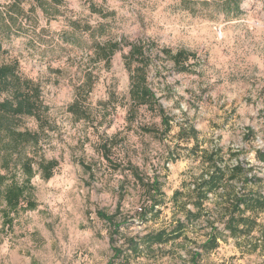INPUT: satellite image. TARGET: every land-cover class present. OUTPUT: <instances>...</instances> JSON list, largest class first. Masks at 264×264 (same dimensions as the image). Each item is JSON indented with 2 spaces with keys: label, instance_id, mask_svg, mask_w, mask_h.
<instances>
[{
  "label": "rangeland",
  "instance_id": "1",
  "mask_svg": "<svg viewBox=\"0 0 264 264\" xmlns=\"http://www.w3.org/2000/svg\"><path fill=\"white\" fill-rule=\"evenodd\" d=\"M6 1L0 0V7ZM223 1L64 0L60 16L47 20L36 10L2 35L0 63L16 61L19 71L40 85L50 125L37 153L57 166L48 180L39 174L31 179L37 206L20 210L10 226L3 223L0 202V264H109L111 245L125 249L127 240L167 226L172 192L202 169L199 159L177 149L193 143L175 137L176 124L193 125L200 148H220L227 163L253 166L264 195V164L254 153L264 150V0H241L232 14L222 12ZM69 20L80 30L73 41L78 47L63 42L62 34L73 30ZM89 30L101 44H120L108 62L87 48ZM125 43L151 49L148 82L174 117L166 136L141 131L143 125L159 128V118L145 108L128 117ZM163 49L184 50L192 56V70L176 72ZM88 88V94L75 96ZM73 102L86 119L78 121L67 111ZM23 122L37 128L32 119ZM174 148L177 157L166 161ZM129 165L144 180L158 178L167 206L158 217H138L150 203L125 170ZM98 212L122 225L114 230ZM258 221L250 240L227 238L199 264H264V213ZM194 230L189 237L199 241L202 231ZM179 254L166 245L128 252L123 263L114 264H189L185 253Z\"/></svg>",
  "mask_w": 264,
  "mask_h": 264
},
{
  "label": "trees",
  "instance_id": "2",
  "mask_svg": "<svg viewBox=\"0 0 264 264\" xmlns=\"http://www.w3.org/2000/svg\"><path fill=\"white\" fill-rule=\"evenodd\" d=\"M27 1L29 8L24 11L22 4ZM240 1L224 0L222 12H239ZM63 2L64 0H7L0 7V38L12 27H20L17 25L19 19L25 18L27 22V14L36 10L47 20L60 16ZM69 23L73 30L62 34L63 42L78 47V42L73 41L80 30L74 21L69 20ZM98 27L102 28L100 25ZM89 31L91 42L87 48L93 50L97 58L108 62L110 56L120 50V44L112 41L101 44L95 34ZM125 45L129 47L123 55L124 65L129 72L128 117H134L139 108H145L159 118V128L143 125L140 127L141 131L166 136L172 129L174 117L165 113L148 82L147 73L152 64L151 49L138 43ZM162 53L172 62L176 72L192 70L188 63L192 56L184 50L172 54L163 49ZM89 89L79 90L75 96H80L83 92L88 94ZM67 111L78 121L87 118L76 102L70 104ZM26 118L34 120L37 127L35 130L25 125L23 121ZM49 125L48 110L43 104L39 83L25 77L19 71L16 61L0 63V202L4 206L2 218L5 225H12L20 210L36 208L31 179L39 174L42 179L48 180L57 166L55 160H45L37 153L44 129ZM176 126L178 132L175 137L182 143H193L189 148L177 149L185 150L199 159L201 172L189 181L182 182L180 189L172 192L169 198L171 218L167 226L127 240L125 249L111 245L113 256L109 264H114L115 260L124 261L128 252L138 254L143 250L161 249L166 245H170L178 257H181L179 251H183L189 264H199L200 258L217 249L220 242L227 238L248 241L260 226L258 216L264 213V195L258 189L262 179L251 173L253 166L241 160L234 164L227 163L223 160L220 148H200L198 131L193 125ZM177 149L167 153L166 161H174ZM254 153L255 159L264 164V150L256 149ZM125 170H129L137 183L144 187L150 203L148 207L140 209L138 217L141 220H147L148 215L150 218L158 217L162 213L161 208L167 207L158 178L154 176L144 180L137 176L135 168L130 165ZM98 217L114 230L122 225L116 222L114 216L98 212ZM197 227L202 231L198 236L199 241L189 237ZM110 242L113 240L110 239Z\"/></svg>",
  "mask_w": 264,
  "mask_h": 264
}]
</instances>
